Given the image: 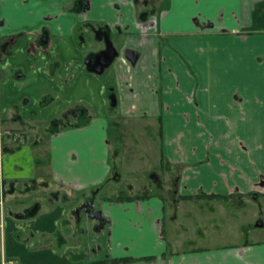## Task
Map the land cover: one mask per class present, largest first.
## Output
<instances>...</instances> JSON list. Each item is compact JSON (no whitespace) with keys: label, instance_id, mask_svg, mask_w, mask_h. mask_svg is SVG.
Returning a JSON list of instances; mask_svg holds the SVG:
<instances>
[{"label":"crops","instance_id":"crops-1","mask_svg":"<svg viewBox=\"0 0 264 264\" xmlns=\"http://www.w3.org/2000/svg\"><path fill=\"white\" fill-rule=\"evenodd\" d=\"M163 2L165 10L153 0V14L142 19L139 0H0V39L33 37L39 69L65 90L80 63L103 49L95 31L105 29L118 52L109 70L120 117L157 119L153 183L161 191L101 206L105 253L130 259L115 264H264V0ZM108 124L92 117L86 127L58 131L49 157L61 189L82 192L108 179ZM28 158L17 146L2 154L0 183L12 192L36 178V166L24 173ZM1 210L11 238L24 224L29 247L52 236L60 220L56 207H40L27 221Z\"/></svg>","mask_w":264,"mask_h":264},{"label":"rangeland","instance_id":"rangeland-1","mask_svg":"<svg viewBox=\"0 0 264 264\" xmlns=\"http://www.w3.org/2000/svg\"><path fill=\"white\" fill-rule=\"evenodd\" d=\"M163 1L161 0V6L162 10H165L167 3ZM29 37L18 38L9 50V44L1 41L5 46L0 49V63L4 60L3 64L9 62V65L4 68L0 65V173L2 174L3 168L2 154L17 146L21 152L24 150L29 153V158L25 159L28 160V166L24 173L31 174V168L36 166L37 175L27 192L20 193L19 190L14 195L12 191L5 190L4 203L5 206L15 204L16 209H21L22 206L31 205L41 194H45V197L41 196L40 199L43 203L48 200L44 207L48 211H54L56 207V216L62 219L58 221L53 234L59 238V231L65 226L62 233L66 235V240H71L73 228L70 225H76L78 233L75 246H78V250L83 249L80 253L86 249L94 253L97 252V246L101 245L100 242L107 237V232L97 233L94 230L96 221L88 220L82 204L91 202L94 204L93 209L101 212L100 207L108 199L120 196L125 198L151 196L161 191L151 179L153 172L159 167L158 155L162 145L158 136L157 119L148 117L135 121L123 120L120 117L119 108L112 107L106 95L107 89L114 87L110 66L103 74H96L83 68L82 61L77 67L80 74L73 85L65 90L57 88L39 69L40 61L35 60L30 46L33 37ZM103 86L106 92L101 89ZM196 91L197 87H194V92ZM163 94L164 90L159 92L162 99ZM17 117L21 118V121ZM92 117L109 123L105 132L109 137L112 173L96 188L68 192L61 189L53 180L49 157L51 142L60 128L70 125L75 128L86 127ZM115 124H120V128ZM11 130L12 134L9 135L7 132ZM101 132L103 133L102 129ZM55 144L57 143L53 145ZM4 160L6 164V159ZM162 177L165 178L164 175ZM171 188L172 185L169 183L167 191ZM14 191L16 192V189ZM48 197H52L51 200ZM78 207L80 210L75 209ZM168 207L170 208V205ZM5 209L6 214L9 208ZM76 210L78 213H74ZM21 225L24 226L23 223ZM105 225L106 222L102 227ZM86 239L88 240L85 242ZM55 248L56 251L59 249L57 257L48 259L47 263L45 261L40 263V254L48 256L52 254L37 251L38 249L23 246L21 243L16 245L11 238L10 228L6 230L0 228V264L8 263L9 260H15L16 264H67L80 255V253L76 255L77 252L74 250H65L61 254L64 246ZM86 263L82 258L80 264Z\"/></svg>","mask_w":264,"mask_h":264},{"label":"flooded vegetation","instance_id":"flooded-vegetation-1","mask_svg":"<svg viewBox=\"0 0 264 264\" xmlns=\"http://www.w3.org/2000/svg\"><path fill=\"white\" fill-rule=\"evenodd\" d=\"M139 2H141V4H138V12L140 13V18H142V19H146L147 17H149L150 16V14H151V9H152V5H153V0H152V4H151V0L148 2L147 0H142V1H140L139 0ZM105 29H103V28H100L98 31H95V35H96V38L98 39V38H100L101 40L103 39V43H104V46H103V49H100V50H98L97 52H94L93 54H91L90 56H89V58L88 59H86L85 60V64H84V67L86 68V69H88V70H91L92 72H94V69L97 67V65H98V62H99V60L101 59V57L103 56V54L106 52L107 53V51H108V45L109 44H112L113 45V43H112V41H111V39H110V37H109V35H108V32L107 31H104ZM3 39H0V42L2 41ZM42 42L44 41V40H46V36H41V39H40ZM7 44H9V46H8V50L11 48V46H13L14 45V41H10V42H7ZM2 46H3V48H4V46L5 45H3V43L1 42V44H0V49L2 50ZM113 47H114V45H113ZM115 48V47H114ZM116 49V48H115ZM117 51V50H116ZM118 53V52H117ZM4 55V54H3ZM118 57V56H117ZM116 57V58H117ZM100 58V59H99ZM115 58V59H116ZM3 62H4V60H2ZM3 62H1L0 63V65H2L3 64ZM105 71V70H104ZM104 73V72H103ZM102 73V74H103ZM114 92H115V89H114V87L112 88V87H110L109 89H107V93L108 94H106L107 95V98H109V100H110V105L112 106V107H115L116 108V106L114 105V104H116L115 102H116V100H115V96H114ZM18 118V117H17ZM16 119V118H15ZM20 121H21V118H18ZM22 123V122H21ZM69 127H72V125H70V126H66V127H62V128H60V130H63V129H67V128H69ZM59 130V131H60ZM12 130L11 131H9V132H7L9 135H11L12 133ZM163 172H165L166 173V171H163ZM157 174H158V170H156V172H153V174H152V180L153 181H155L158 177H157ZM174 174H176V172H174L173 174H171V175H173V176H175ZM159 175H162L161 174V171L159 172ZM36 179V178H35ZM34 179V180H35ZM34 180H32L31 182H29V183H27V182H23V183H20L19 185H17V189H16V192L15 191H13V192H11V193H13L14 195L20 190V193L21 192H24V191H29L30 189H31V186H30V183H32V182H34ZM166 180H168L167 179V177H166V179H165V181ZM157 182H159V180L157 179ZM177 182H178V177H175V178H173L172 177V179H171V185H172V188L170 189V191L173 193V190H175V187H176V185H177ZM21 185H22V188H20L21 187ZM8 188V189H7ZM20 188V189H19ZM5 190H10V191H12V186L9 184V187H7V184L5 185V184H1L0 183V208H3L4 209V211H6V209L5 208H7V210H8V208H9V210H8V213H7V215L8 216H10L11 217V219H13V220H15V221H27L28 219H30V217H31V215H33V214H35L37 211H38V209H40V207H44V205L45 204H47L46 202L48 201H46L45 203H43L40 199H41V196L42 197H45V194H41V196H39L38 198H36V200L35 201H33L32 202V204L31 205H29V206H25V207H21V209H16L17 207L15 206V204L13 205V204H8L7 206H5V203L4 202H6V201H4V199H3V196H4V191ZM175 192V191H174ZM50 197H48V199H49ZM52 198V197H51ZM51 198L49 199V200H51ZM119 198V197H118ZM15 201H17V200H15ZM18 202V201H17ZM82 206H83V211H85L86 212V214H87V218H88V220H90V221H92V220H95L96 221V226L94 227L95 229V231H97V233H100V231H101V226H102V224L105 222V220H104V218H103V214H102V212H99L98 210L97 211H95V209H93L94 208V204H92L91 202H88V203H85V204H82ZM16 207V208H15ZM81 207V206H80ZM11 208L13 209V211H11ZM101 208V207H100ZM75 209H77V210H80V208L78 207V208H75ZM75 211L74 213H78V211ZM1 213H2V210L0 211ZM1 213H0V216H1ZM4 215H6V214H4ZM6 215V216H7ZM7 222V221H6ZM22 224V223H21ZM18 225V226H16V228H15V233H13V235H12V239H13V241L15 242V244L17 245L18 243H21V245H23V246H28L29 244H27L26 242H28V241H26L23 237H22V234H21V232L20 231H23V226L22 225ZM1 225V229H3V228H6V227H8V224L7 223H5L4 224V220L2 219V223L0 224ZM60 225V224H59ZM15 226V225H14ZM65 226H63L62 228H61V230L59 231V233H60V237L58 238L57 237V235H55V234H53L52 236H49V238H47L46 240H44L42 243H41V245H40V242H39V244H37L35 247L34 246H32V248H34V249H38L37 251H46V252H50V253H54L55 255L53 256L54 258L55 257H57V255L59 254V249H58V251H56L55 249H57V248H55V247H57V246H64V249L63 250H61V254H63V252L65 251V250H74L75 252H77L76 253V255H79V253L81 252V250H83V249H80V250H78L77 248H78V246H75L76 244V235H74V234H72V236L70 237V239L72 240H66V235L64 236L63 235V228H64ZM85 231H87V229L85 228ZM89 232V231H88ZM79 235V234H78ZM17 238V239H16ZM73 238L75 239V240H73ZM16 239V240H15ZM105 240L102 242H100L101 243V245H99V246H97V252L95 251L94 253H90L91 252V250H90V252L86 249V250H84V252H82V253H80V255L79 256H77L76 257V259L73 261V262H69V264H80L81 263V259L83 258L84 259V262L86 263V264H115V263H119V262H113V260H120V259H113V258H110L106 253H105V251H107L108 250V247H107V237L106 238H104ZM64 240V241H63ZM88 239H86L85 240V242L87 241ZM32 242V241H31ZM29 247V246H28ZM54 248V249H53ZM92 255V256H91ZM125 259H123V261H124ZM130 261V259L128 260H126V261H124V262H129ZM120 262H122V261H120ZM3 264H16V262H15V260H9L8 261V263H3ZM43 264H45V263H43Z\"/></svg>","mask_w":264,"mask_h":264},{"label":"water","instance_id":"water-1","mask_svg":"<svg viewBox=\"0 0 264 264\" xmlns=\"http://www.w3.org/2000/svg\"><path fill=\"white\" fill-rule=\"evenodd\" d=\"M130 54H127V57L130 58ZM118 56V53L116 49L113 47L112 44L108 45V51L105 52L101 59L98 62L97 67L94 69V73L96 74H102L106 68H108L112 62L115 60V58ZM115 105V104H114Z\"/></svg>","mask_w":264,"mask_h":264},{"label":"trees","instance_id":"trees-1","mask_svg":"<svg viewBox=\"0 0 264 264\" xmlns=\"http://www.w3.org/2000/svg\"><path fill=\"white\" fill-rule=\"evenodd\" d=\"M126 199V198H125ZM127 259H125L124 261H126ZM120 261H123V260H113V262H120Z\"/></svg>","mask_w":264,"mask_h":264}]
</instances>
